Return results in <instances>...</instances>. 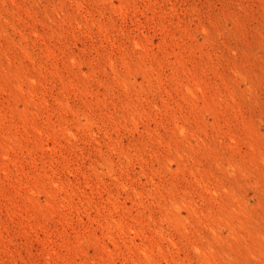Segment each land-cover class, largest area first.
I'll return each mask as SVG.
<instances>
[{
    "label": "rangeland",
    "instance_id": "1",
    "mask_svg": "<svg viewBox=\"0 0 264 264\" xmlns=\"http://www.w3.org/2000/svg\"><path fill=\"white\" fill-rule=\"evenodd\" d=\"M0 264H264V0H0Z\"/></svg>",
    "mask_w": 264,
    "mask_h": 264
}]
</instances>
